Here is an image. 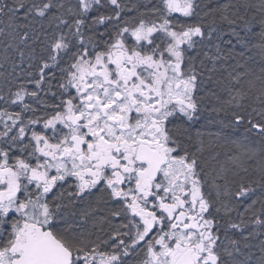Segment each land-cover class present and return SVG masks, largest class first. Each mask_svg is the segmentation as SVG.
Wrapping results in <instances>:
<instances>
[{"label":"snow or ice","instance_id":"snow-or-ice-1","mask_svg":"<svg viewBox=\"0 0 264 264\" xmlns=\"http://www.w3.org/2000/svg\"><path fill=\"white\" fill-rule=\"evenodd\" d=\"M0 264H264V0H0Z\"/></svg>","mask_w":264,"mask_h":264}]
</instances>
